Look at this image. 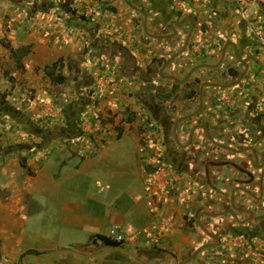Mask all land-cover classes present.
I'll list each match as a JSON object with an SVG mask.
<instances>
[{
  "label": "crops",
  "instance_id": "crops-1",
  "mask_svg": "<svg viewBox=\"0 0 264 264\" xmlns=\"http://www.w3.org/2000/svg\"><path fill=\"white\" fill-rule=\"evenodd\" d=\"M260 24L264 0H0V264H264ZM35 195L73 234L50 251L23 247Z\"/></svg>",
  "mask_w": 264,
  "mask_h": 264
},
{
  "label": "rangeland",
  "instance_id": "rangeland-1",
  "mask_svg": "<svg viewBox=\"0 0 264 264\" xmlns=\"http://www.w3.org/2000/svg\"><path fill=\"white\" fill-rule=\"evenodd\" d=\"M152 129H156V125H153L151 127ZM68 161H72L69 159ZM72 163L70 162V165ZM73 165V164H72ZM58 167V166H57ZM77 165L75 166V168ZM62 168V167H61ZM59 169V168H58ZM58 170L56 171V173ZM61 176V175H60ZM61 189V188H60ZM59 189V190H60ZM94 191H98L97 187L93 188ZM2 192V191H0ZM62 195V198L64 195L69 194L68 192H63L60 193ZM61 195H58V197H61ZM38 196L36 197V201L39 202H45V206L47 207V210H31L29 213V216H26V232H25V240L23 242V247L24 249H35L37 251H50L53 249H56L58 245H60L64 241H69V239L73 236V234L69 231V229L63 228V225L61 224V215H60V210L62 209L60 206V201H55L52 203L48 200V196H40V195H35ZM123 196L120 202L118 203L119 206L122 207V209H126V206L131 204V201L129 200L128 197L125 195ZM91 206L92 211H100L98 206V202H89ZM49 204L51 209L49 210ZM96 207H94V205ZM102 210V208H101ZM16 218L13 220H10L9 223L15 222ZM0 224L1 221H0ZM111 229L117 227L114 226L112 223ZM1 235V234H0ZM50 253V252H47ZM1 263V261H0Z\"/></svg>",
  "mask_w": 264,
  "mask_h": 264
},
{
  "label": "built area",
  "instance_id": "built-area-1",
  "mask_svg": "<svg viewBox=\"0 0 264 264\" xmlns=\"http://www.w3.org/2000/svg\"><path fill=\"white\" fill-rule=\"evenodd\" d=\"M88 14H91L92 11L88 10ZM252 35L255 37L256 44L258 46L259 51L264 54V24H260L259 26L255 27L253 30ZM151 185L156 186L157 185V180L153 177H151ZM110 238L113 239L116 242L123 243L125 242V237L124 235L120 232L119 228H113L110 231Z\"/></svg>",
  "mask_w": 264,
  "mask_h": 264
},
{
  "label": "trees",
  "instance_id": "trees-1",
  "mask_svg": "<svg viewBox=\"0 0 264 264\" xmlns=\"http://www.w3.org/2000/svg\"><path fill=\"white\" fill-rule=\"evenodd\" d=\"M49 73V72H48ZM51 75V74H50ZM58 83H63L64 80L62 77H59L58 78ZM96 238L100 241H102L104 244L108 245V246H113V247H117V246H120L122 245V243H119V242H116L114 241L113 239H111L110 237H106V236H102V235H98L96 236Z\"/></svg>",
  "mask_w": 264,
  "mask_h": 264
}]
</instances>
